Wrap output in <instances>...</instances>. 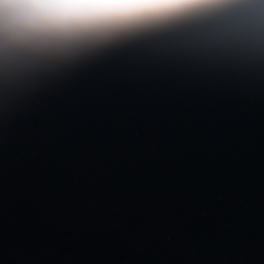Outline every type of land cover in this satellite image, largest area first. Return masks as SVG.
<instances>
[{
	"label": "water",
	"instance_id": "1",
	"mask_svg": "<svg viewBox=\"0 0 264 264\" xmlns=\"http://www.w3.org/2000/svg\"><path fill=\"white\" fill-rule=\"evenodd\" d=\"M0 264H264V15L0 88Z\"/></svg>",
	"mask_w": 264,
	"mask_h": 264
},
{
	"label": "clouds",
	"instance_id": "2",
	"mask_svg": "<svg viewBox=\"0 0 264 264\" xmlns=\"http://www.w3.org/2000/svg\"><path fill=\"white\" fill-rule=\"evenodd\" d=\"M264 0H0V88L190 24L242 32Z\"/></svg>",
	"mask_w": 264,
	"mask_h": 264
}]
</instances>
